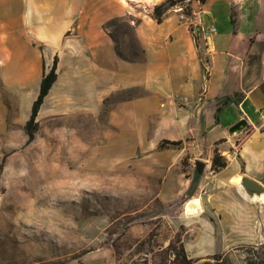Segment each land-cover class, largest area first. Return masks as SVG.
<instances>
[{"label": "crops", "instance_id": "1", "mask_svg": "<svg viewBox=\"0 0 264 264\" xmlns=\"http://www.w3.org/2000/svg\"><path fill=\"white\" fill-rule=\"evenodd\" d=\"M117 1L0 0L1 94L18 107L21 94L33 86L31 107L43 69H50L54 57L56 81L37 120L45 108H65L78 111L72 114L81 115L85 123L111 95L142 90L143 97L117 104L109 120L123 126L118 119L129 117L138 104L159 106V121L171 127L170 135L157 141L189 142L178 155L189 156V165L198 167L185 182L195 205L186 212L200 217L198 230L232 237L235 244H262L264 0H204L208 25L215 29L205 67L202 44L170 12L159 23L154 19V7L166 0H124L125 7ZM112 18L128 23L140 61L118 56L115 40L104 27ZM234 94H241V101L223 109L215 122L217 101ZM2 100L0 95V125L7 114ZM241 120L245 127L230 134ZM214 150L226 160L218 172L210 170ZM242 179L258 184L262 193L245 191Z\"/></svg>", "mask_w": 264, "mask_h": 264}, {"label": "rangeland", "instance_id": "2", "mask_svg": "<svg viewBox=\"0 0 264 264\" xmlns=\"http://www.w3.org/2000/svg\"><path fill=\"white\" fill-rule=\"evenodd\" d=\"M104 27L122 59L140 61L126 21L112 18ZM33 91H24L17 107L0 88L7 110L0 208L18 215L0 217V264H103L105 257L112 264H264L263 239L254 246L202 234L200 217L186 212L192 191L185 182L198 167L178 155L189 142L157 141L171 127L159 121V106L138 104L130 118L118 119L123 126L109 120L117 104L143 97L142 90L111 95L85 123L72 114L78 111L45 108L27 143ZM163 141L181 144L158 149Z\"/></svg>", "mask_w": 264, "mask_h": 264}, {"label": "trees", "instance_id": "3", "mask_svg": "<svg viewBox=\"0 0 264 264\" xmlns=\"http://www.w3.org/2000/svg\"><path fill=\"white\" fill-rule=\"evenodd\" d=\"M171 3V1L166 0L164 3L155 6L153 9V17L156 20V22L161 21L162 14L166 11L167 6ZM233 16V14H232ZM116 52L118 56H120L119 52ZM56 68H57V58L54 57L52 60V65L50 69L45 72L43 69V74H42V79L40 81L39 85V90L38 94L36 96V99L33 101L31 107H30V114L28 117V120L26 121L23 131L25 133V136L27 138V143H30L34 139V135L37 131V115L40 111V108L42 107L43 101L45 97L48 95L52 85L56 81ZM242 95L241 94H234L232 97L228 98H223L217 101L216 103V110L214 114V120L217 122L219 114L225 109L227 106L231 104H236L239 101H241ZM181 144L180 142L177 143H169L163 141L162 144L158 145V149L162 148L163 145H179ZM187 167V166H185ZM226 167V160L216 151L214 150L212 153V158H211V165H210V170L212 172H218L219 170L223 169ZM195 208V205L191 202V200L186 204V211L192 210ZM3 217L8 220H12L14 217H18L16 214L15 210H12L11 208H0V217ZM21 219V218H20ZM22 220V219H21ZM17 233V231H16ZM97 243H94V245ZM15 251L19 252L22 251V247H15ZM38 251L37 249L30 250L32 251ZM103 264H112V261L108 259V257H105L103 259ZM114 264H120V263H114Z\"/></svg>", "mask_w": 264, "mask_h": 264}, {"label": "built area", "instance_id": "4", "mask_svg": "<svg viewBox=\"0 0 264 264\" xmlns=\"http://www.w3.org/2000/svg\"><path fill=\"white\" fill-rule=\"evenodd\" d=\"M171 3L166 11L170 12L180 26L197 42L202 44L200 52L207 63L210 50L209 44L215 29L205 22L203 11L204 0H169ZM261 121L264 125V110L261 112Z\"/></svg>", "mask_w": 264, "mask_h": 264}, {"label": "water", "instance_id": "5", "mask_svg": "<svg viewBox=\"0 0 264 264\" xmlns=\"http://www.w3.org/2000/svg\"><path fill=\"white\" fill-rule=\"evenodd\" d=\"M205 22H206V24H208L206 17H205ZM245 125H246L245 121L241 120V121L237 122L234 126H232L228 132L232 135L236 134V133L240 132L245 127ZM240 184L243 187V189L249 193H255L257 195L262 193V188L258 184H256L255 182H252L248 179H242Z\"/></svg>", "mask_w": 264, "mask_h": 264}, {"label": "bare ground", "instance_id": "6", "mask_svg": "<svg viewBox=\"0 0 264 264\" xmlns=\"http://www.w3.org/2000/svg\"><path fill=\"white\" fill-rule=\"evenodd\" d=\"M127 1H131V2H133L134 0H127ZM140 1H145V2H146V1H148V0H140Z\"/></svg>", "mask_w": 264, "mask_h": 264}]
</instances>
